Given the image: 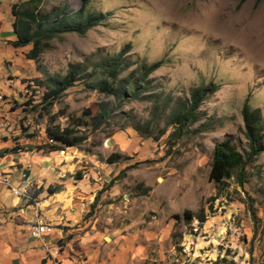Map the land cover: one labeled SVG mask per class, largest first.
Instances as JSON below:
<instances>
[{
    "label": "rangeland",
    "instance_id": "obj_1",
    "mask_svg": "<svg viewBox=\"0 0 264 264\" xmlns=\"http://www.w3.org/2000/svg\"><path fill=\"white\" fill-rule=\"evenodd\" d=\"M11 1L18 0H0V108L5 106L13 128L44 147L48 121L60 127L90 121L84 109L93 114L100 103L107 113L97 129L77 126L87 134L77 147L35 150L41 162L30 165L37 176L27 200L48 197V187H63L79 173L98 183L82 220L96 212L105 233H141L149 248L142 264H264V152L246 166L242 186L233 175L222 186L208 179L216 142L246 148L239 113L245 98L259 108L264 124V0H86L88 10L107 13L101 23L83 34L52 38L31 62L24 55L29 46L21 47L15 56L25 64L15 58L8 68L2 41L11 37ZM82 1L42 0L41 12L51 17L63 4L76 9ZM124 44L132 62L119 78L141 62L160 65L134 80L132 92L114 98L96 90L93 67ZM69 64L79 66L77 80L48 111L40 110L45 88L38 82L63 75ZM208 82L217 89L174 139L170 113L191 87ZM14 143L13 149L24 146ZM109 154L116 161L107 163ZM184 209L201 211L204 221L185 222Z\"/></svg>",
    "mask_w": 264,
    "mask_h": 264
},
{
    "label": "trees",
    "instance_id": "obj_2",
    "mask_svg": "<svg viewBox=\"0 0 264 264\" xmlns=\"http://www.w3.org/2000/svg\"><path fill=\"white\" fill-rule=\"evenodd\" d=\"M41 4L42 0H18L11 1L8 7L11 16L10 26L13 32V39L8 40V43L13 48L29 46L24 55L32 60H36L37 56L49 47V41L52 38L66 32L83 34L91 27L101 23L107 15V13L88 10L86 0H83L76 9H70L67 4H63L54 16L47 17L41 12ZM128 50L129 45L124 44L113 55L103 57L95 63L93 68L99 74L94 77V86L98 92L111 95L114 98L124 97L127 93L132 92L131 86L134 84V80H144L148 74L160 65L159 60L148 64L141 62L137 66L135 65L134 69L129 71L125 78H119L120 73L132 62L127 59ZM79 72L78 65L69 64L66 72L61 76L48 77L44 82H38L37 77H34L45 88L40 97V110L48 111L53 101L74 84ZM216 89L217 85L213 82L193 86L189 89L188 98L169 116L170 123L173 126L171 135L174 139L181 134L184 128L196 120L195 111L197 107ZM105 105V103H100L93 114L90 113L88 108L84 109L83 115L88 116L90 121L81 120L80 123L78 121L76 124L63 127L52 124L51 120L48 121L44 126V133L49 143L45 144L44 147L36 145L35 150L43 149L45 152H60L67 147H77L87 138V134L77 129V126L81 123L90 124L91 129H97L106 117ZM239 113L246 148L238 151L227 139H222L213 145L208 179L217 186H222L225 179L231 175H233L236 184L242 186L246 178V166L252 163L260 153L264 152V124L259 108L251 107L247 98H245ZM117 158L116 154H109L105 161L111 163L116 161ZM133 166L134 163L122 168L118 173H123L124 169ZM73 177L74 179H80L81 175L75 173ZM61 188V185L48 187L47 191L54 193ZM144 189L147 190V188ZM173 216L179 217L178 214ZM181 217L185 222L195 218L202 223L205 219L201 211L193 214L188 209L182 211Z\"/></svg>",
    "mask_w": 264,
    "mask_h": 264
},
{
    "label": "crops",
    "instance_id": "obj_3",
    "mask_svg": "<svg viewBox=\"0 0 264 264\" xmlns=\"http://www.w3.org/2000/svg\"><path fill=\"white\" fill-rule=\"evenodd\" d=\"M10 33L11 37L2 41L5 57L9 59L4 61L8 68L17 64L15 58L21 62L15 56L21 47L13 48L8 43L13 39L12 29ZM25 61L31 62V59L25 58ZM30 70L35 75L34 69ZM5 110V106L0 108V117L6 121V126L0 127L4 128L0 129V170L25 195H13L0 183V264H51L47 253L54 251L59 264H142L149 248L141 233L119 236L113 231L105 233L106 228L98 227L96 212L82 220L85 205L93 200L97 182L87 183L82 176L66 182L60 190L40 201L27 200L26 191L35 184L34 176H37L30 165L41 158L34 146L38 142L23 136L20 128L14 129ZM14 142L24 145L23 148L13 149ZM62 156L71 159L65 153ZM36 215L50 226L42 241L30 237L27 231L28 223Z\"/></svg>",
    "mask_w": 264,
    "mask_h": 264
},
{
    "label": "built area",
    "instance_id": "obj_4",
    "mask_svg": "<svg viewBox=\"0 0 264 264\" xmlns=\"http://www.w3.org/2000/svg\"><path fill=\"white\" fill-rule=\"evenodd\" d=\"M3 95L0 93V101L2 100ZM6 121L4 118L0 117V127H5ZM0 183L3 184L5 187L13 195H25V191H20L16 187L12 186L9 182V175L5 172L0 170ZM50 230V226L47 225L44 219L38 217L37 215L28 223L27 231L28 235L34 239L42 241L43 235L48 233ZM43 245V243H41ZM56 251L53 253L48 252L47 258L49 259L51 264H59V261L55 258Z\"/></svg>",
    "mask_w": 264,
    "mask_h": 264
},
{
    "label": "water",
    "instance_id": "obj_5",
    "mask_svg": "<svg viewBox=\"0 0 264 264\" xmlns=\"http://www.w3.org/2000/svg\"><path fill=\"white\" fill-rule=\"evenodd\" d=\"M108 142H110V141H108Z\"/></svg>",
    "mask_w": 264,
    "mask_h": 264
}]
</instances>
